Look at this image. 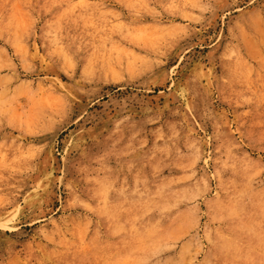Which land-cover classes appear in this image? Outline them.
<instances>
[{"label":"rangeland","instance_id":"1","mask_svg":"<svg viewBox=\"0 0 264 264\" xmlns=\"http://www.w3.org/2000/svg\"><path fill=\"white\" fill-rule=\"evenodd\" d=\"M0 264H264V0H0Z\"/></svg>","mask_w":264,"mask_h":264}]
</instances>
